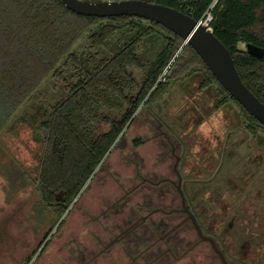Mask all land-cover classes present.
<instances>
[{
	"label": "trees",
	"instance_id": "obj_1",
	"mask_svg": "<svg viewBox=\"0 0 264 264\" xmlns=\"http://www.w3.org/2000/svg\"><path fill=\"white\" fill-rule=\"evenodd\" d=\"M147 1L176 8L198 21L210 12V27L230 50L244 83L264 102V56L240 47L251 43L264 48V0ZM126 31L133 34L130 41L117 38L118 50L103 55L102 50ZM153 43L155 55L145 63L140 52L152 49ZM183 43L176 33L144 18L85 16L62 0H0V148L2 134L48 81L67 91L46 109L38 125L43 150L35 182L58 220L125 135L140 107L163 92L175 73L203 70V87L214 82L221 102L230 98L192 46L185 45L175 58ZM133 91L139 94L133 97ZM232 99L250 123L262 124ZM141 142L134 139L136 146ZM30 262L28 257L26 264Z\"/></svg>",
	"mask_w": 264,
	"mask_h": 264
},
{
	"label": "rangeland",
	"instance_id": "obj_2",
	"mask_svg": "<svg viewBox=\"0 0 264 264\" xmlns=\"http://www.w3.org/2000/svg\"><path fill=\"white\" fill-rule=\"evenodd\" d=\"M240 47L246 49L244 43ZM174 77L169 90L149 107L159 110L166 123L177 120L173 127L188 142L191 156L187 160L195 165L200 143L202 150L212 149L215 139L230 131L225 124L230 108L236 106L219 105L215 88L201 87L203 70L190 77L177 73ZM58 91L55 81H48L1 136L0 264H26L28 257L29 264H222L178 211L180 197L174 187L162 192L160 188H168L167 184L154 186L149 182L173 178L176 157L170 146L156 139L154 126L158 123H151L148 105L140 107L136 120L58 220L43 202L35 182L43 150L38 125L46 109L60 98ZM199 116L202 119L197 121ZM180 123L184 124L182 129L178 128ZM134 139L142 140L141 145L136 146ZM178 150L177 156L181 154ZM157 208L176 210L147 217ZM230 233L232 242L225 247L231 261L239 262L248 246L238 241L236 230ZM246 261L257 262L252 254Z\"/></svg>",
	"mask_w": 264,
	"mask_h": 264
},
{
	"label": "flooded vegetation",
	"instance_id": "obj_3",
	"mask_svg": "<svg viewBox=\"0 0 264 264\" xmlns=\"http://www.w3.org/2000/svg\"><path fill=\"white\" fill-rule=\"evenodd\" d=\"M132 36L133 34L127 31L123 34L119 33L116 39L110 42L109 49L102 50V54L111 56V52H115L119 48V45L115 43L119 40L117 38L130 41ZM140 55L146 63L149 58L155 55V50H146L144 53L140 52ZM200 71L196 70L188 76H193ZM175 81V78L166 80V89L148 104V107H151L155 100L165 94ZM201 87L215 88V94L219 97V105L230 103L236 106L230 108V119L225 124V127L230 131H227L223 138L215 139L216 143L212 149L202 150L203 146L200 143L202 148L195 156V165H192V161L189 163L187 160V156H191L190 152L188 153V142L173 127L172 123L177 120L166 123V120L164 121L160 117L159 110L149 107V110L152 109L150 111L153 119L151 123L154 121L158 123L154 126L155 135L158 136L156 139L159 138V142H163L167 147L170 146L171 152L176 157L173 178L163 177L156 182L151 180L149 182L154 186L161 183L167 184L168 188H160L159 191L162 192L174 187L175 193L180 197L178 211L186 221L191 222L200 240L212 247L222 264L224 263L213 244L199 235L189 213H192L196 218L203 235L214 240L216 247L223 253L228 264H248L246 260L251 254L257 262L249 264H264V124L250 123L249 118L237 106L231 95L222 103V96L216 83L212 82L203 87L202 82ZM64 88L62 84L57 86L60 97L67 96V91ZM156 88L157 86L153 87L148 97L154 94ZM131 94L135 97L139 92L133 91ZM195 119L198 121L202 118L199 116ZM182 123L178 125V128L184 127ZM171 131L174 135H178L173 136ZM252 141L256 143L255 146ZM177 148L181 153L179 156L175 154ZM254 151L258 155L252 156ZM181 192L184 194V198ZM166 205L168 204L166 203ZM173 210L153 209L147 217L161 211L168 214ZM147 217H144V220ZM233 230L237 231L238 241L248 246L245 256L241 257L239 262L231 261L233 259L230 258V253L225 247L227 243L232 242L233 235L230 232Z\"/></svg>",
	"mask_w": 264,
	"mask_h": 264
},
{
	"label": "water",
	"instance_id": "obj_4",
	"mask_svg": "<svg viewBox=\"0 0 264 264\" xmlns=\"http://www.w3.org/2000/svg\"><path fill=\"white\" fill-rule=\"evenodd\" d=\"M62 2L68 9L81 15L97 17L135 16L161 24L176 33L184 40L179 51L187 44L192 46L217 81L251 115L264 124V102L242 80L230 50L215 35L213 29L208 28L191 15L176 8L147 0H62ZM246 48L251 55L259 58L264 56V48L260 46L249 43ZM177 56L178 54L175 55V58ZM175 58L172 62L175 61ZM182 196L184 198L183 193ZM189 214L199 235L203 239L209 240L219 253L223 263L228 264L223 253L216 247L214 240L203 235L196 218L192 213Z\"/></svg>",
	"mask_w": 264,
	"mask_h": 264
},
{
	"label": "built area",
	"instance_id": "obj_5",
	"mask_svg": "<svg viewBox=\"0 0 264 264\" xmlns=\"http://www.w3.org/2000/svg\"><path fill=\"white\" fill-rule=\"evenodd\" d=\"M212 19H213L212 14H211L210 12H208V13L206 14V16H205L203 19L200 20V22H201L202 24L206 25L208 28H211V27H210V22L212 21ZM211 29H212V28H211Z\"/></svg>",
	"mask_w": 264,
	"mask_h": 264
}]
</instances>
